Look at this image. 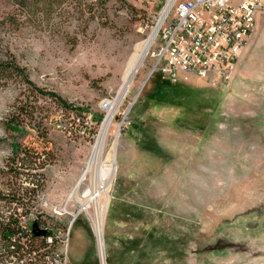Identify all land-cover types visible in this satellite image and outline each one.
<instances>
[{"label":"rangeland","instance_id":"1","mask_svg":"<svg viewBox=\"0 0 264 264\" xmlns=\"http://www.w3.org/2000/svg\"><path fill=\"white\" fill-rule=\"evenodd\" d=\"M168 1L0 0V59L82 108L28 93L19 76L0 79V189L16 168L13 141L41 153L45 188L31 217L58 226L64 264H102L94 204L84 207L92 173L81 179ZM153 64L148 50L101 156L117 166L99 198L105 264H264V13L229 81L172 82ZM25 103L34 119L13 132L8 120Z\"/></svg>","mask_w":264,"mask_h":264},{"label":"built area","instance_id":"2","mask_svg":"<svg viewBox=\"0 0 264 264\" xmlns=\"http://www.w3.org/2000/svg\"><path fill=\"white\" fill-rule=\"evenodd\" d=\"M263 13L264 0H169L153 28L152 72L172 82L231 80Z\"/></svg>","mask_w":264,"mask_h":264},{"label":"trees","instance_id":"3","mask_svg":"<svg viewBox=\"0 0 264 264\" xmlns=\"http://www.w3.org/2000/svg\"><path fill=\"white\" fill-rule=\"evenodd\" d=\"M18 76L26 83L28 93L52 98L63 109L75 111L77 115L82 114V108L78 109L71 105L60 94L34 84L24 67L15 59H0V79ZM25 105L27 103L19 105L8 120L9 130L21 132L27 124V119H34L35 110L25 114L27 112ZM97 121L100 123L101 118ZM12 152V166L16 164V168H11L8 172L6 189H0V202L4 204L3 207L12 209L9 213L0 209V263L16 260L23 264H48L49 258L60 254L58 249L62 239L57 235L58 226H47L41 216L31 217V208L34 206L37 192L45 188L43 171L47 161L40 152L17 141L12 142ZM21 175H24V179H21ZM60 256L63 259V254Z\"/></svg>","mask_w":264,"mask_h":264},{"label":"bare ground","instance_id":"4","mask_svg":"<svg viewBox=\"0 0 264 264\" xmlns=\"http://www.w3.org/2000/svg\"><path fill=\"white\" fill-rule=\"evenodd\" d=\"M154 37V32L149 40V42L147 43V45L144 48L143 51V57L144 55L147 54L151 42L153 40ZM141 56H139L137 58L136 61H134L131 64V67L129 69V73H128V77H127V83L124 87L123 92L121 93V99L124 98L125 93L127 92V87L129 82L131 81L134 73L136 72L137 66L141 60V58L143 59ZM120 98V97H119ZM121 99H118L117 102H112L109 106L108 109V116L107 119L105 121V123L103 124L102 127V131L100 133V135L98 136V138L96 139V143L95 146L93 148L92 154L90 156V159L87 163V166L85 168V172L83 174L82 177V181L85 179V177L89 174L92 173V178H93V190L91 192V197L88 200V202L85 204L84 207H86V210H89L90 208V203L94 204V220H95V227H96V232L99 238V243H100V257L102 259V264H105V242H104V230H103V211L100 207L99 204V198L101 196L102 191L105 190L106 186L108 185V183L111 181V179L113 178V175L115 173L116 170V162H115V156H113L112 162L110 165H102L101 164V156L104 150V145H105V141H106V137L107 134L109 132V129L111 127L113 118H114V111L116 109V107L118 106V104L120 103Z\"/></svg>","mask_w":264,"mask_h":264},{"label":"water","instance_id":"5","mask_svg":"<svg viewBox=\"0 0 264 264\" xmlns=\"http://www.w3.org/2000/svg\"><path fill=\"white\" fill-rule=\"evenodd\" d=\"M101 263H102V259H101Z\"/></svg>","mask_w":264,"mask_h":264}]
</instances>
